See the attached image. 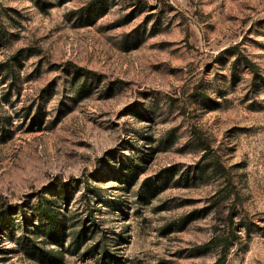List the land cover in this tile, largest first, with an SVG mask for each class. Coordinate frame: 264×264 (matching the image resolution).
<instances>
[{
    "label": "rangeland",
    "instance_id": "374dc122",
    "mask_svg": "<svg viewBox=\"0 0 264 264\" xmlns=\"http://www.w3.org/2000/svg\"><path fill=\"white\" fill-rule=\"evenodd\" d=\"M34 249L264 264V0H0V264Z\"/></svg>",
    "mask_w": 264,
    "mask_h": 264
},
{
    "label": "trees",
    "instance_id": "16d2710c",
    "mask_svg": "<svg viewBox=\"0 0 264 264\" xmlns=\"http://www.w3.org/2000/svg\"><path fill=\"white\" fill-rule=\"evenodd\" d=\"M245 62L246 65H248V67L253 68L252 63H250L247 60H245ZM70 191H71L70 188L67 189L66 194L69 195ZM39 215L42 221L46 223L45 230L47 231L45 234L47 238H49L50 240H55V238L61 239L62 234L58 230L59 228L58 229L57 227L55 228V224L59 219L58 216L54 213H50L49 211H47V209L43 205L39 206ZM33 258L41 262L42 264H62L64 260L63 255H61V257H58V255H56L53 251H45L39 249H34Z\"/></svg>",
    "mask_w": 264,
    "mask_h": 264
}]
</instances>
